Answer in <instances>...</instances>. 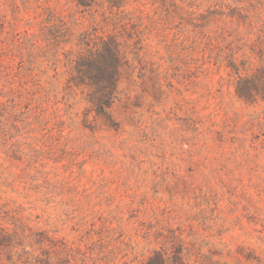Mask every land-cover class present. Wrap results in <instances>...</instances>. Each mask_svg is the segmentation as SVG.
I'll return each instance as SVG.
<instances>
[{
  "label": "rangeland",
  "instance_id": "374dc122",
  "mask_svg": "<svg viewBox=\"0 0 264 264\" xmlns=\"http://www.w3.org/2000/svg\"><path fill=\"white\" fill-rule=\"evenodd\" d=\"M49 12L69 40L31 57ZM108 35L111 128L64 88ZM258 68L264 0H0V264H143L164 236L183 264H264V99L236 93Z\"/></svg>",
  "mask_w": 264,
  "mask_h": 264
},
{
  "label": "trees",
  "instance_id": "16d2710c",
  "mask_svg": "<svg viewBox=\"0 0 264 264\" xmlns=\"http://www.w3.org/2000/svg\"><path fill=\"white\" fill-rule=\"evenodd\" d=\"M73 1L82 9H88L104 3L110 9H119L132 0ZM54 19V15L49 12L44 18L45 23H42L39 32L36 34L32 33V38L25 41L24 44L30 47L31 55L29 56L33 57L35 54L43 56L44 52L40 51L42 49V46L39 45L40 42H45L47 46H57L62 41L69 40V33L66 27ZM227 57V66L238 74L241 66L230 61L231 54L227 55ZM124 60L125 56L121 49L120 41L115 35H108L106 38L98 37V41L94 43V47H91L86 55L72 60H69V56L66 58L70 67L64 88L79 90L89 103V110L94 111L95 117L104 118L107 127L110 128L113 121L110 119L108 108L115 97L116 83ZM242 68L246 69L244 63H242ZM37 83L38 81L35 80V84ZM236 93L244 100H255L260 94L262 99H264V68L256 69L250 76L239 77L236 82ZM83 122L90 123L91 121H88L85 115ZM184 249L186 248L183 247L182 242L177 238L164 236L161 247L154 250L143 264H183L182 251Z\"/></svg>",
  "mask_w": 264,
  "mask_h": 264
}]
</instances>
